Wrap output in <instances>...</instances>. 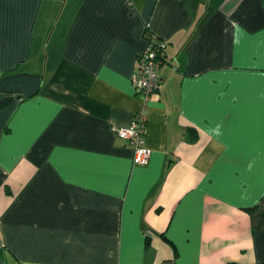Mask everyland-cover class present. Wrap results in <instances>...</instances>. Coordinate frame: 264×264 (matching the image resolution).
Segmentation results:
<instances>
[{
    "label": "crops",
    "instance_id": "0c3cea01",
    "mask_svg": "<svg viewBox=\"0 0 264 264\" xmlns=\"http://www.w3.org/2000/svg\"><path fill=\"white\" fill-rule=\"evenodd\" d=\"M260 261L264 0H0V264Z\"/></svg>",
    "mask_w": 264,
    "mask_h": 264
},
{
    "label": "built area",
    "instance_id": "2783aa9c",
    "mask_svg": "<svg viewBox=\"0 0 264 264\" xmlns=\"http://www.w3.org/2000/svg\"><path fill=\"white\" fill-rule=\"evenodd\" d=\"M145 38V47L138 54L137 66L132 73V84L136 92L147 99L158 86V69L165 55L166 42L152 32ZM145 126L146 115L138 111L129 125L115 127L116 134L132 146L135 164H145L150 154L145 144Z\"/></svg>",
    "mask_w": 264,
    "mask_h": 264
},
{
    "label": "trees",
    "instance_id": "16d2710c",
    "mask_svg": "<svg viewBox=\"0 0 264 264\" xmlns=\"http://www.w3.org/2000/svg\"><path fill=\"white\" fill-rule=\"evenodd\" d=\"M148 35H151V32L149 31L148 28L145 29V36H148ZM159 38V37H158ZM254 207H251V208H248V209H252ZM228 264H236V263H233V262H230ZM253 264H264V261H260V262H256V263H253Z\"/></svg>",
    "mask_w": 264,
    "mask_h": 264
}]
</instances>
